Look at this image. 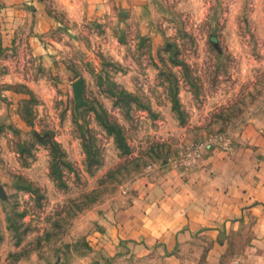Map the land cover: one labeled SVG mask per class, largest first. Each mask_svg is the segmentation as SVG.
Listing matches in <instances>:
<instances>
[{
  "label": "rangeland",
  "instance_id": "1",
  "mask_svg": "<svg viewBox=\"0 0 264 264\" xmlns=\"http://www.w3.org/2000/svg\"><path fill=\"white\" fill-rule=\"evenodd\" d=\"M39 1L44 33L0 15V264H158L116 250V215L146 175L264 127V0L88 18L83 0Z\"/></svg>",
  "mask_w": 264,
  "mask_h": 264
},
{
  "label": "crops",
  "instance_id": "2",
  "mask_svg": "<svg viewBox=\"0 0 264 264\" xmlns=\"http://www.w3.org/2000/svg\"><path fill=\"white\" fill-rule=\"evenodd\" d=\"M16 1L0 0L4 26L23 15L34 34L55 28L45 4L23 0L22 13ZM139 2L83 0L82 8L88 18L139 10ZM114 233L116 250L131 245L158 264H264V127L247 122L229 148L146 175L117 213Z\"/></svg>",
  "mask_w": 264,
  "mask_h": 264
},
{
  "label": "water",
  "instance_id": "3",
  "mask_svg": "<svg viewBox=\"0 0 264 264\" xmlns=\"http://www.w3.org/2000/svg\"><path fill=\"white\" fill-rule=\"evenodd\" d=\"M72 87H73V91H74V97H75L76 104H77V106H79L82 104V100H81L82 82H81V79L77 78L72 83ZM0 96H1V91H0ZM0 198L1 199L6 198L5 193L1 187H0Z\"/></svg>",
  "mask_w": 264,
  "mask_h": 264
},
{
  "label": "built area",
  "instance_id": "4",
  "mask_svg": "<svg viewBox=\"0 0 264 264\" xmlns=\"http://www.w3.org/2000/svg\"><path fill=\"white\" fill-rule=\"evenodd\" d=\"M198 155H199V153H197V154H196V156L194 157V159H195V158H197V157H198ZM194 159H193V160H194Z\"/></svg>",
  "mask_w": 264,
  "mask_h": 264
}]
</instances>
